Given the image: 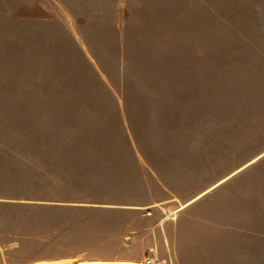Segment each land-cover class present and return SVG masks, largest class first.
I'll return each instance as SVG.
<instances>
[{
	"label": "rangeland",
	"instance_id": "374dc122",
	"mask_svg": "<svg viewBox=\"0 0 264 264\" xmlns=\"http://www.w3.org/2000/svg\"><path fill=\"white\" fill-rule=\"evenodd\" d=\"M60 111L109 138L104 199L9 197L35 175L0 145V264H264V0H0L1 144Z\"/></svg>",
	"mask_w": 264,
	"mask_h": 264
},
{
	"label": "trees",
	"instance_id": "16d2710c",
	"mask_svg": "<svg viewBox=\"0 0 264 264\" xmlns=\"http://www.w3.org/2000/svg\"><path fill=\"white\" fill-rule=\"evenodd\" d=\"M56 117L53 121L63 122L61 125L63 128H60L61 130L63 129V133L58 130L59 128L38 130L32 121L24 117L23 114H18L15 118L16 124H20L23 127L16 131H10L12 136L9 135L12 144H8L9 146L1 144L3 140H0V145H4L3 152L6 154L9 152L11 154L14 153L15 157L18 155L24 162L31 164L28 168L35 175L32 179L35 182L33 184L35 188L15 193L9 192L6 195L18 199L42 200L46 202L44 205L53 207H58L60 204L57 203L59 202L102 201L104 198L94 197L85 190L91 175L94 173L90 166L85 164V162H88L85 158H91L89 150L96 148L98 144L109 140V138L104 134L101 135V133L90 131H88L90 134H75L71 132L66 135L67 129L64 127L68 125L70 119H67L68 117L64 115L62 119L58 116ZM127 123V126H122L123 129L121 127V135H123V139L127 144H137L131 122L129 123L128 121ZM15 144L22 146V155L14 152L12 147ZM34 146H37L36 154L29 152L30 150L27 149V147L33 148ZM43 161L51 163L52 168L49 169V166L43 167L45 165ZM79 163L85 165L82 167L85 170H80ZM17 164L18 166H22L20 164L28 166L21 161H18ZM56 173H58V177Z\"/></svg>",
	"mask_w": 264,
	"mask_h": 264
},
{
	"label": "built area",
	"instance_id": "2783aa9c",
	"mask_svg": "<svg viewBox=\"0 0 264 264\" xmlns=\"http://www.w3.org/2000/svg\"><path fill=\"white\" fill-rule=\"evenodd\" d=\"M142 264H164L163 260L157 255V249L155 246L149 248V252L143 259Z\"/></svg>",
	"mask_w": 264,
	"mask_h": 264
}]
</instances>
